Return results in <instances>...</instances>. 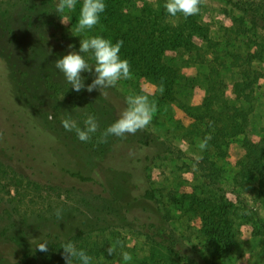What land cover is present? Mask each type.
Masks as SVG:
<instances>
[{"label": "trees", "instance_id": "trees-1", "mask_svg": "<svg viewBox=\"0 0 264 264\" xmlns=\"http://www.w3.org/2000/svg\"><path fill=\"white\" fill-rule=\"evenodd\" d=\"M223 1L243 12L250 28L264 32V15L256 8L237 0ZM104 3L106 8L100 15L99 24L113 31H104L105 37L113 43L123 40L121 58L129 61L136 75L164 83L167 91L174 85L175 73L161 62L166 52L197 49L192 40L196 35L204 37V41L208 40L205 29L202 34L197 32L200 28L193 16L185 18L184 27L183 24L173 26L165 21L164 16L168 13L164 6L159 14L151 13L149 6H141L140 16L132 18L134 23L120 31V23H127L128 18L122 17L120 6H116L119 2L104 0ZM21 5L23 11L18 20L23 25L24 35L19 44L15 43L18 47L13 44L17 38L11 18L0 13V123L3 122L0 126V158L11 153L13 142L24 144L35 152L47 151L50 166L56 174L51 171V180L35 182L37 189L44 187L57 196L67 198L72 197L70 193L76 194L74 190L84 192V189L90 188L85 201L88 212L74 215L63 234L45 235L37 242L46 240V254L56 255L57 263L65 264L61 248L65 242L77 245L88 233L120 227L143 235L187 264H215L193 246L186 245L169 224L168 215L161 211L150 170L157 160L172 152L171 143L147 128L125 138L109 136L106 142L99 143L101 132L126 107L128 95L117 86L92 92L74 91L54 67V61L70 51L69 44L79 50L72 34L65 29L56 9L42 8L41 13H37L29 3ZM83 55L90 64H94L87 53ZM253 59L264 65V41L252 42L245 61ZM81 75L85 85L90 84L95 76L94 67L91 72ZM218 78L217 73L207 77L204 92L181 105L182 116L176 121L187 134L198 132L202 139L210 135L207 149L211 147L222 154L230 147L232 139L240 137L238 141L243 155L235 163L240 179L253 178L260 188H264V130L258 139L248 135L246 127L251 106L246 109L228 104L225 84ZM257 79L244 71L241 80L232 87L234 99L250 103ZM185 87L192 89V85ZM88 115L95 116L99 124V130L92 134L88 142H81L74 130L66 131L62 126V120L70 117L83 128ZM49 116L52 118L49 119ZM22 152V155H27L25 149ZM67 153L91 156L104 174L94 176L64 166L60 159L62 154ZM19 162L22 163V160L19 159ZM0 170L2 173L5 171L1 163ZM36 175L42 176L38 172ZM65 178L68 180L65 181ZM189 199L191 205L201 208L204 213L201 214L204 220L202 245L207 252L223 256L230 252L235 241L232 227L234 218H237L240 228L248 225L252 235L261 238V246L250 256L248 264H264V222L256 219L255 213L249 212L244 201L240 200L239 212L222 196L217 199L209 195L203 199ZM43 253L36 249L32 241L21 250L14 264H33L34 259ZM7 262L8 258L4 256L3 263ZM74 264L79 262L74 261Z\"/></svg>", "mask_w": 264, "mask_h": 264}, {"label": "rangeland", "instance_id": "rangeland-1", "mask_svg": "<svg viewBox=\"0 0 264 264\" xmlns=\"http://www.w3.org/2000/svg\"><path fill=\"white\" fill-rule=\"evenodd\" d=\"M117 1L119 3L116 6H120L122 17L128 18L127 23H120V31L134 23L132 18L140 16L142 7L149 6L151 13L159 14L165 4V0ZM237 1L256 8L264 15V0ZM26 2L30 8L41 13L42 8L56 9L58 0H0V13L11 18L17 38L13 42L16 47L24 35L23 25L18 19L23 11L21 3ZM81 4L82 0H77L74 11L59 13L62 24L78 46L80 39L90 35L105 37L104 31L113 32L98 24L91 30L77 33ZM193 18L200 28L196 31L202 34L206 30L208 40L204 41V37L196 35L192 40L197 44V49L168 51L162 57V64L175 73L174 85L169 91L164 83L136 75L132 69L133 78L120 80L116 86L128 96L148 95L157 104L158 111L146 128L170 142L172 152L157 160L150 174L161 211L168 215L171 227L186 245L193 246L215 264H248L250 256L261 246V238L252 235L251 227L243 225L240 228V220L234 218L232 232L235 241L230 252L226 256L207 252L202 245L204 235L201 228L204 220L201 214L204 213L201 208L189 202L190 197L203 199L209 195L217 199L222 196L240 212L241 200L246 203L249 212L255 213L256 219L264 222V188H260L253 178L240 179L235 165L243 155L238 141L240 137L232 139L227 150L222 149L225 155L211 147L201 151L198 147L201 135L198 132L187 134L176 118L182 116L181 105L200 97V93L205 90L207 77L217 73L218 80L221 78L225 84L228 104L246 109L251 106L246 130L252 139H258L264 130V65L254 59L246 62L245 56L252 42L264 41V32L250 28L243 12L223 0H201L200 11ZM164 20L173 26L183 24L184 27L185 24V17L181 14L177 17L165 14ZM87 54L91 58V53ZM244 71L258 78L250 103L235 100L232 92L233 85L241 80ZM161 84L164 86L163 94L158 91ZM186 85H192V89L189 90ZM13 144L11 153L0 158V163L5 166L3 173L0 170V264H4V256L8 258V264H14L21 250L32 241L37 242L49 234H63L74 215L88 212L85 201L88 200L87 191L90 188L84 189V192L74 190L76 194L70 193L72 197L67 198L57 196L44 187L37 189L35 182L51 180L52 172L56 174L50 166L48 152L39 153L32 148L27 149L24 144ZM24 149L27 155H22ZM62 155L60 162L66 167L80 169L94 176L104 174V170L98 167L91 156L81 157L73 153ZM37 172L43 178L36 175ZM57 209L62 210V219L55 215ZM75 246L84 249L93 258L92 264H125L122 251L132 255V260L127 264H187L163 247L151 243L143 235L120 227L88 233ZM110 246L115 248L113 255L106 251ZM56 258V255L43 253L34 259L33 264H58Z\"/></svg>", "mask_w": 264, "mask_h": 264}, {"label": "clouds", "instance_id": "clouds-1", "mask_svg": "<svg viewBox=\"0 0 264 264\" xmlns=\"http://www.w3.org/2000/svg\"><path fill=\"white\" fill-rule=\"evenodd\" d=\"M200 4L201 0H165L164 8L172 17L181 14L186 18L197 15L200 11ZM76 6L77 0H58L56 12H71L76 9ZM105 8L104 0H82L76 32L83 33L97 26L100 22V15ZM123 43V40H117L113 43L111 39L102 35H90L85 39H80L78 51L72 44H69L70 51L56 59L54 67L63 74L68 85H71L76 92L81 90L92 92L95 89L115 87L118 81L133 78L129 61L120 56ZM50 51L49 49L48 52L50 53ZM86 53H91L94 64H90L85 59L83 54ZM93 67L94 79L90 84L85 85L81 73L91 72ZM158 91L163 94V84L159 86ZM125 103L126 107L120 112L118 118L101 132L99 143L106 142L109 136L125 138L127 135H134L137 131L146 128L158 111L156 102L150 100L149 96L145 94L129 95ZM51 118L49 116V119ZM61 123L66 131L74 130L81 142H88L92 138V134L99 130V124L93 115L87 116L83 128L79 127L77 122L70 117L62 120ZM210 139L211 136L207 135L199 141L198 147L201 151L207 148ZM55 215L58 219H62V210L57 209ZM33 243H35L37 250L47 253L48 242L46 240L42 242L33 241ZM61 248L63 249L62 256L65 264H74V261H78L79 264H92L93 258L84 249H78L73 242L67 241ZM106 251L109 255H113L115 248L110 246ZM121 256L125 264L132 260L131 253L127 251H122Z\"/></svg>", "mask_w": 264, "mask_h": 264}]
</instances>
